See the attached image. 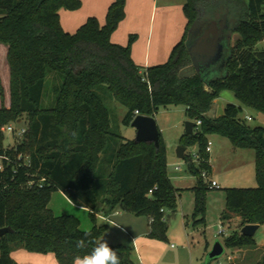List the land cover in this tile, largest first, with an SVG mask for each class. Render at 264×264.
Returning <instances> with one entry per match:
<instances>
[{
  "label": "trees",
  "instance_id": "1",
  "mask_svg": "<svg viewBox=\"0 0 264 264\" xmlns=\"http://www.w3.org/2000/svg\"><path fill=\"white\" fill-rule=\"evenodd\" d=\"M80 5V0H0V44L6 46L9 69L8 107L3 105L0 81V127L26 116L28 141L18 143L16 153L27 149L30 158V165L18 168L0 189V228L11 229L0 239V264H17L10 257L15 249L52 253L58 264H72L75 256L91 251L107 228L96 214L107 216L115 210L147 217L146 236L166 240L164 210L175 209L178 190L167 175L164 142L160 133L155 146L113 131L116 115L108 100L126 108L121 121L126 126L136 115L154 116L159 107L177 105L183 106L186 120L200 121L179 139L185 147L197 144L200 157L196 167L184 154L196 177L194 215L201 217L194 222L203 221L209 190L200 178L202 169L210 170L207 136L216 134L234 149L251 150L256 186L225 188L220 220L237 216L239 228L263 224L264 127L249 125L241 114L244 108L264 114V47H256L264 38V0H185L181 39L165 62L146 68L131 58L133 35L125 46L110 41L124 17L125 0L110 3L103 24L88 17L69 34L60 26L59 10L74 11ZM223 14L228 23L223 75L203 76L191 66L186 42ZM233 34L237 37L231 43ZM222 91L232 92L237 105L226 103L222 115L207 118ZM26 173L43 175V187L21 186ZM57 190L88 209L90 230H81L75 216L54 215L47 207ZM80 239L85 241L83 249L76 246ZM222 244L230 250L256 247L253 236L240 230L229 231ZM111 246L120 264H135L128 245ZM255 264H264V254Z\"/></svg>",
  "mask_w": 264,
  "mask_h": 264
},
{
  "label": "rangeland",
  "instance_id": "2",
  "mask_svg": "<svg viewBox=\"0 0 264 264\" xmlns=\"http://www.w3.org/2000/svg\"><path fill=\"white\" fill-rule=\"evenodd\" d=\"M129 1V4H127ZM157 5V13L153 22L150 20L151 3ZM185 0H125L127 11L123 19L119 22L117 28L113 31L111 37L115 39L116 43L128 44L129 36L133 35V40L130 43V49L133 54V60L142 66L159 64L165 62L168 54L173 45L179 40L185 27V17L182 11V4ZM90 0H81V5L74 13V17H79L80 21L85 20L88 16H93L99 22L104 21V9H91ZM125 8V9H126ZM92 10V11H91ZM94 12V13H90ZM128 16V18H127ZM149 22L151 27L149 29ZM68 23V18L65 21ZM134 23V25H133ZM165 36L169 38L168 43L161 41ZM237 37L233 34L230 42ZM256 47H264V38L259 41ZM227 54V52H226ZM6 46L0 44V81L3 89V105L9 106V69L5 60ZM223 65L218 64L212 71V75L221 72ZM219 75H216V77ZM230 97L231 101L237 105L232 92L225 91L223 94L224 100ZM110 110L116 115L112 119L111 129L118 132L125 139L135 138V129L129 125L122 124V118L126 112V108L115 101H107ZM224 102V101H222ZM1 104V98H0ZM251 111V110H248ZM252 113V111H251ZM20 121H8L7 123L13 124V128L18 129L21 126L27 128L26 116L19 115ZM184 108L181 105L159 107L155 115V122L160 131V136L166 148L167 158V175L175 186L186 187L189 183L192 184L190 189L183 190L177 197L176 207L173 210H164V219L167 224L166 240H154L152 245L160 250L161 260H165L164 264L173 260L174 264H185L184 256L181 254L177 256L182 247L186 246V240L191 243L192 255L198 256L202 253V262L206 264L207 253L211 250L213 244L218 241L223 243V238L229 231L240 230L239 220L235 216H231L229 220L223 224L224 234L218 235V224L222 210L225 206V188H252L256 186L254 176V161L253 152L247 149H234L232 148L227 138L221 137L216 134L209 135L208 141L211 142V150L208 153L209 165L211 166L210 172L203 179L207 185L209 182L214 186L206 191L204 198L203 221L194 222L201 217V215H194V195L193 186H196V177L188 170L187 162L184 159H179L175 155V150L179 145V139L184 131ZM249 125L259 124L264 127V117L257 118L248 122ZM28 138L26 131L22 137H16L1 134L0 146L7 147L8 145L27 143ZM24 154H29L25 149ZM198 152L197 144L189 145L186 147L184 154L192 160L194 166L198 167L199 162L195 161L193 154ZM179 166V170L174 167ZM49 207H52L54 212H67L71 214H81V224H84V217L86 222L92 224L86 212L82 208H70L64 198L58 193L53 191L49 200ZM74 209V210H73ZM125 217L118 221V224L126 231L134 236L145 231L148 227V218L145 216H135L126 212ZM97 222H100L99 220ZM80 225V223H79ZM113 230L114 232L104 233V236L99 241L106 239L109 244H126L132 248L133 245L129 237L122 233L120 230L112 226H107L106 230ZM253 238L257 242L264 244V223L255 231ZM172 245V246H171ZM207 246V247H206ZM152 247L140 249L142 252H148ZM240 253L236 250L232 251L226 247L221 255L212 260L210 264H227V258L230 256L231 261L238 258ZM148 255H151L148 253ZM133 256V255H132ZM236 257V258H235ZM135 258V257H134ZM137 263V259L135 258ZM169 263V262H168ZM252 264H255L252 262Z\"/></svg>",
  "mask_w": 264,
  "mask_h": 264
},
{
  "label": "crops",
  "instance_id": "3",
  "mask_svg": "<svg viewBox=\"0 0 264 264\" xmlns=\"http://www.w3.org/2000/svg\"><path fill=\"white\" fill-rule=\"evenodd\" d=\"M112 1L113 0H90V4H91L90 6H91V9H96L97 8V9H101V10L102 9H104V10L106 9L107 10V7L110 5V3ZM136 1H140V0H136ZM127 4H129V1H127ZM125 8H126V5L124 7V12H125V10L127 11V8L126 9ZM106 10H105V13H106ZM157 10H158L157 9V5L154 4V1H153L151 3V15H150V20L149 21H151V22L154 21L155 14L157 13ZM76 11L77 10H74V11H68V10H64V9L59 10V23H60V26L62 27V29L65 32H67L69 34L75 33V31L86 21V19L88 17H93V16H88V17H86V19L84 21L83 20L80 21L79 17H74V13ZM90 13H94V12H90ZM67 18H68V23L66 24L65 21L67 20ZM127 18H128V16H127ZM98 22H99V19H98ZM103 22H99V23L103 24ZM185 23H186V19H185ZM133 25H134V23H133ZM150 27H151V23L149 22V29H150ZM181 36H180L179 40L181 39ZM110 41L112 43L119 44V43H116L115 39H113L111 36H110ZM161 41H163L164 43L165 42L168 43V41H170V40H169V38H166L165 36H163L161 38ZM119 45L123 46L124 44H119ZM132 57H133V54H132V51H131V58ZM132 60H133V58H132ZM134 63L137 66H139L140 68H146L148 66H152V65L142 66L140 64H137L135 61H134ZM159 64H161V63H159ZM153 65H157V64H153ZM216 75H219V76L223 75V70H221V72L216 74ZM216 75L215 74L211 75V77L212 76H216ZM219 76H217V77H219ZM224 92L225 91H222L220 93L219 97L214 100V102L216 103V106H217V109H216L217 113L219 111H223V108H224L226 103H233V102H228V101H231L230 97H226L225 99H227V100H224V98H223ZM222 101H224V102H222ZM155 115H154V119H155ZM241 117H243L246 120V122L248 123V122L253 121V120L257 119V118L264 117V114L255 113L253 111L251 113V111H248V109L244 108L243 112L241 114ZM246 117H248V118H246ZM159 133H160V131H159ZM182 134H184V131H183ZM207 140H208V138H207ZM210 150H211V148H210ZM208 163H209V161H208ZM210 170H211V166H210ZM210 170H209V172H210ZM172 185L174 186V188H176L178 190L177 191V197L180 195L181 191L190 189V187L192 186V184H190V183L186 187L175 186L173 183H172ZM193 187H195V186H193ZM57 191L64 198V200L67 202V204H68V206L70 208H73V207H74V209H75V207L82 208L86 212V216H88V209L87 208L73 204L60 190H57ZM47 207L53 212L54 215H60L62 213L70 214L69 211H67V212H54L52 210L53 208L49 207V202H48ZM74 211L71 212L70 215L75 216L79 220V223H80L79 228L81 230H84V231L90 230L91 227H92V224L87 223L85 217H84V224H81L80 216H82V215L81 214H76ZM125 213L126 212H123L121 210H115L110 215H107V217L110 220V222L104 221L103 219L99 218L98 216H97V221L99 220L100 222H98V223H104L108 227L109 226H112V227L119 226V227H114V228H116L117 230H120L122 233L126 234L129 237V239H130V241H131V243H132V245L134 247L133 248V252H132V248L129 246L131 248V257H132V260L134 261L135 264H164L165 260L164 261L161 260L160 250L156 249V247H154L152 245V243H151L155 239H151V238H148L146 236L147 232L149 231V220H148L147 229L145 231H142V232L136 234V236H134L133 234H131L130 232L126 231L124 228H122L118 224V221L125 217V215H126ZM235 217H237V216H235ZM219 221H220L219 223H222V225L225 224V222H226V221L222 222L220 220V218H219ZM260 226L261 225H259L258 228ZM105 232H107V234H110L108 232L113 233L114 231L110 229V230H105ZM105 232H103V234L99 237V239L104 236ZM225 235H226V233H225ZM225 235H223V236H225ZM99 239H98V241H99ZM117 244H121V243H117ZM123 245H126V244H123ZM255 245H256V247L253 250H238V249H234V250L238 251L240 254L238 255V258L235 257L236 259H234L233 263L234 264H252V262L253 263L258 262L260 257L264 254V244L262 242L255 241ZM147 247L148 248L152 247L154 249H151L148 252H142V254H140V249H141V251H143L142 248L146 249ZM182 248H183V250H181L179 253H177V256H178V254L179 255L182 254L184 256V263L185 264H203V262L201 261L202 260V255H201L202 253L201 254L199 253L198 256H193L192 255L191 243H189L187 240H186V246L182 247ZM234 250H232V251H234ZM148 253L151 254V255H148ZM10 257L17 264H57V261H56L54 255L52 253L41 254V253H35V252H28V251H26L24 249H15V250L10 252ZM134 257L137 259V261H138L137 263L135 262V258ZM168 262L166 264H174L173 260H170Z\"/></svg>",
  "mask_w": 264,
  "mask_h": 264
},
{
  "label": "water",
  "instance_id": "4",
  "mask_svg": "<svg viewBox=\"0 0 264 264\" xmlns=\"http://www.w3.org/2000/svg\"><path fill=\"white\" fill-rule=\"evenodd\" d=\"M227 29V15L223 14L216 22H211L204 27L195 38L186 42V50L190 58L191 66L196 73L209 77L218 64L224 65L225 58L228 54V36H225ZM216 109V103L213 101L205 116L212 119L222 115L223 111L217 113ZM130 125L136 132L135 141L152 142L155 146H158L159 129L154 116L136 115L130 122ZM193 127V121H184V134H191ZM185 149V146L178 145L175 150L176 157L184 159ZM258 226L259 224H245L240 228V233L245 236H253ZM9 232H11V229L8 226L1 227L0 239ZM223 250V244L216 241L206 255V263L209 264L212 260L216 259L222 254Z\"/></svg>",
  "mask_w": 264,
  "mask_h": 264
},
{
  "label": "built area",
  "instance_id": "5",
  "mask_svg": "<svg viewBox=\"0 0 264 264\" xmlns=\"http://www.w3.org/2000/svg\"><path fill=\"white\" fill-rule=\"evenodd\" d=\"M248 118V117H246ZM17 121H20L19 119ZM200 124V121L197 120L194 123L195 127H198ZM26 129L25 127L21 126L18 129L13 128V124L11 123H6L0 127V133H5L7 135H12L16 137H22L25 133ZM16 146L17 144L13 145H8L7 147H1L0 146V189L6 187L8 180L13 179V175L17 172L18 168H27L30 165V158L29 154L25 155L23 151H20L16 153ZM210 146L211 142L207 140L206 146H205V151L207 153L210 152ZM193 158L195 161H200V157L198 152L194 153ZM190 162L192 160L190 159ZM175 170H179V166L174 167ZM207 176V171L205 169H202L200 171V178L203 180ZM46 182V179L43 175H40L38 173H26V176L24 180H22L19 184L21 186H24L27 189H32V188H41L43 187L44 183ZM215 185L211 184L210 182L207 184V187L209 189L214 188ZM151 190H149V193ZM99 218L103 219L104 221L110 222L107 216L101 215V214H96ZM150 221L152 219L150 218ZM218 235H223L224 234V228L222 223L218 224ZM231 257L229 256L227 258V264L231 261Z\"/></svg>",
  "mask_w": 264,
  "mask_h": 264
},
{
  "label": "clouds",
  "instance_id": "6",
  "mask_svg": "<svg viewBox=\"0 0 264 264\" xmlns=\"http://www.w3.org/2000/svg\"><path fill=\"white\" fill-rule=\"evenodd\" d=\"M88 235H90V233H85V236ZM76 246L77 248L83 249L86 246L85 241L80 239L77 241ZM72 264H120V257L117 250L114 249L106 239H104L95 242V246L90 252H87L84 255L75 256Z\"/></svg>",
  "mask_w": 264,
  "mask_h": 264
}]
</instances>
